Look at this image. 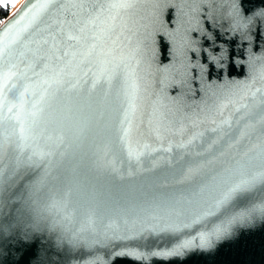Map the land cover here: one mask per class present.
I'll return each mask as SVG.
<instances>
[{
  "label": "snow or ice",
  "instance_id": "1",
  "mask_svg": "<svg viewBox=\"0 0 264 264\" xmlns=\"http://www.w3.org/2000/svg\"><path fill=\"white\" fill-rule=\"evenodd\" d=\"M148 2L0 0L3 9L19 4L0 20V264H65L70 254L83 259L85 248L102 243L103 222L123 205L112 198L113 188L138 171L152 174L147 195L162 211L148 217V226L119 238L127 243L105 252L112 264L121 258L187 264L225 250L247 251L257 236L264 241V55H250L245 79H233L231 71L244 70L245 60L231 49L235 39L217 43L219 10L213 8L212 25L202 30L208 46L198 49L202 61H189L179 81L198 95L192 86L197 71L204 73V98L194 110L179 101L165 107L143 82L139 45L118 43ZM229 4L219 19L227 20L234 36L239 33L241 43L255 45L253 37L264 36V7L249 10L244 0ZM151 8L160 52L174 56L165 42L172 6L151 0ZM112 100L120 105L115 123L106 120ZM205 124L212 126L189 138ZM205 132L215 138L193 151ZM85 147L79 162L65 166L70 148ZM159 152L172 155L157 159ZM125 162L131 170L117 167ZM99 168L111 175L110 187L81 179ZM100 262L94 256L85 264Z\"/></svg>",
  "mask_w": 264,
  "mask_h": 264
},
{
  "label": "water",
  "instance_id": "2",
  "mask_svg": "<svg viewBox=\"0 0 264 264\" xmlns=\"http://www.w3.org/2000/svg\"><path fill=\"white\" fill-rule=\"evenodd\" d=\"M167 3L172 6V29L171 34L165 35V42L169 49L175 50L174 56H169L167 53L161 54L160 48L163 46L160 42L159 36H153V21H152V8L151 0L145 5V7L128 22V27L131 31H125L124 35L120 37L118 43L128 45L129 48H136L138 45L141 49L142 55L141 64L139 66V72L143 76V82L148 86L149 91L155 94V99L159 100L160 104L165 107H173L174 101H179V106L183 108L187 106L194 110V106L200 104L205 95L204 85L208 83V77L197 71L198 80L192 87L199 88V94L193 95L188 86L179 83L184 79L185 68L189 61L196 64L202 61V54L198 49L203 46L207 47V42L202 37V30L208 25H212V20L209 17V13L213 8L218 9L217 23L214 27L217 28V43L228 42L235 39V43L231 45V49L235 52L236 59L245 60V69L241 70L239 67L231 71V77L236 80L245 79L247 72V59L253 53L256 56L264 55V36L260 38L253 37L255 45H251L248 41L241 43L239 33L233 35L228 30L227 20H220L219 14L223 13L227 16V12L230 10L229 0H211V3H201L200 0H167ZM19 7V4L15 5L14 10L9 12L3 20H7L12 13ZM244 7L249 10H255L260 7H264L262 0H244ZM141 17H144L141 19ZM207 18V23H205ZM163 19V18H161ZM25 20L22 23H26ZM223 24V28L219 25ZM22 26V25H21ZM147 26V27H145ZM167 29V25L165 26ZM3 32V25H0V34ZM226 33V34H222ZM131 37V40H127L125 37ZM155 41V43L153 42ZM184 41H188V46L193 49H197L196 52L188 51L184 46ZM128 48H125L127 51ZM167 57V58H166ZM135 61H133V64ZM220 74L215 70L212 71V80L216 83L220 81L217 77ZM222 79L227 82L229 77L223 76ZM86 99V96H85ZM56 107V105H54ZM120 105L118 101H110L106 120L115 123L120 117L119 111ZM191 114V113H189ZM210 124H205L201 127H195L191 133L204 132L205 128L211 127ZM215 138L214 134L205 132V137L198 139L192 146L193 151L202 150L199 145L207 138ZM179 139V137H177ZM153 147L164 148L167 147V143H153ZM207 147V144H205ZM87 148L84 149H69V157L65 161V166L73 162H79L82 156L87 152ZM154 156L159 157L166 154L164 152L154 153ZM121 170H131L127 162L117 165ZM142 167V166H141ZM151 173L138 171L134 176H125L123 180L112 190V198L119 201H123V205L118 208V211L110 214V216L103 222V227L99 229V239L102 243L94 245L93 248H85L83 259L79 255L70 254L65 261V264H85V261L91 260L94 256L101 258L100 264H112L113 257L105 256V252L111 249L117 243H127V241H121L119 238L125 235H133L135 231H139L141 228L148 226L147 220L151 215L158 214L162 209L156 208L150 197L147 195V190L151 187L150 177ZM43 176V170L35 178L40 179ZM81 179L96 183L98 185L111 186V175L105 168H99L81 177ZM108 225H111L110 229ZM250 247L247 251H223L215 259L209 258L208 260L202 257H193L187 262V264H264V241L257 236L251 238L249 241ZM163 246V245H161ZM120 251V248L116 249ZM88 252H92L93 256L87 255ZM118 264H139V262L132 260L131 258H121ZM143 264H153V261H144Z\"/></svg>",
  "mask_w": 264,
  "mask_h": 264
},
{
  "label": "trees",
  "instance_id": "3",
  "mask_svg": "<svg viewBox=\"0 0 264 264\" xmlns=\"http://www.w3.org/2000/svg\"><path fill=\"white\" fill-rule=\"evenodd\" d=\"M11 5L7 9L0 8V20H3L7 15Z\"/></svg>",
  "mask_w": 264,
  "mask_h": 264
},
{
  "label": "rangeland",
  "instance_id": "4",
  "mask_svg": "<svg viewBox=\"0 0 264 264\" xmlns=\"http://www.w3.org/2000/svg\"><path fill=\"white\" fill-rule=\"evenodd\" d=\"M14 8H15V6H11L10 9H9V11H8V13L11 12L12 9H14ZM8 13H7V14H8Z\"/></svg>",
  "mask_w": 264,
  "mask_h": 264
},
{
  "label": "bare ground",
  "instance_id": "5",
  "mask_svg": "<svg viewBox=\"0 0 264 264\" xmlns=\"http://www.w3.org/2000/svg\"><path fill=\"white\" fill-rule=\"evenodd\" d=\"M12 10H14V9H12Z\"/></svg>",
  "mask_w": 264,
  "mask_h": 264
}]
</instances>
